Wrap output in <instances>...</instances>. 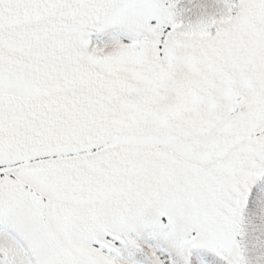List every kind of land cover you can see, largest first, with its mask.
Returning a JSON list of instances; mask_svg holds the SVG:
<instances>
[{
    "label": "snow or ice",
    "instance_id": "1",
    "mask_svg": "<svg viewBox=\"0 0 264 264\" xmlns=\"http://www.w3.org/2000/svg\"><path fill=\"white\" fill-rule=\"evenodd\" d=\"M0 264H264V0H0Z\"/></svg>",
    "mask_w": 264,
    "mask_h": 264
}]
</instances>
